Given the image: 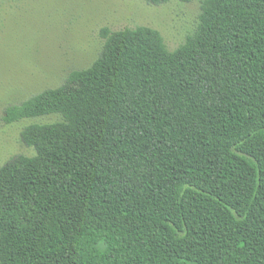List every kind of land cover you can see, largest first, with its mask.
Segmentation results:
<instances>
[{
	"label": "trees",
	"instance_id": "obj_1",
	"mask_svg": "<svg viewBox=\"0 0 264 264\" xmlns=\"http://www.w3.org/2000/svg\"><path fill=\"white\" fill-rule=\"evenodd\" d=\"M100 36L5 109L60 119L0 166V264H264V0H202L174 50L148 25Z\"/></svg>",
	"mask_w": 264,
	"mask_h": 264
},
{
	"label": "rangeland",
	"instance_id": "obj_2",
	"mask_svg": "<svg viewBox=\"0 0 264 264\" xmlns=\"http://www.w3.org/2000/svg\"><path fill=\"white\" fill-rule=\"evenodd\" d=\"M201 2L0 0V166L18 154H34L21 139L27 125L60 119L53 114L6 123L5 109L92 64L104 45L102 27L148 25L174 50L195 31Z\"/></svg>",
	"mask_w": 264,
	"mask_h": 264
}]
</instances>
